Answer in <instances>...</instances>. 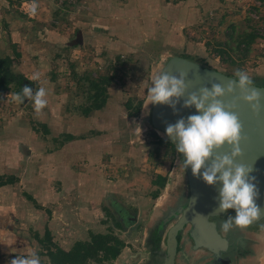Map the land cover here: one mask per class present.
Returning <instances> with one entry per match:
<instances>
[{
    "label": "rangeland",
    "instance_id": "1",
    "mask_svg": "<svg viewBox=\"0 0 264 264\" xmlns=\"http://www.w3.org/2000/svg\"><path fill=\"white\" fill-rule=\"evenodd\" d=\"M33 2L0 0V55L12 56V69L23 72L27 79L39 73L38 79H28L27 84L33 94L44 87L48 102L37 112L30 97L22 102L13 98L14 86L0 95V174L13 175L7 170L14 166L23 178V183L10 189L14 201L25 199L34 204L28 198L32 196L48 220L45 219L41 233L19 215L15 216L14 225L25 233V243L31 241L38 249L40 245L33 233L42 237L45 229L49 230L47 223L53 214L57 218L55 224L59 225L81 205L71 200L65 202L64 197L62 203L53 201L49 208L40 205L37 196L47 194L49 189L60 190L59 182L53 181L49 188L45 182L30 177L31 156L24 153V148H32L36 154L48 148V144H39L49 140L51 128L54 133L62 130L51 142L63 144L65 134L71 133L62 128L69 127L79 132V136L93 138L89 145L91 154L85 163L88 167L79 169L85 172L82 194L96 198L83 205L91 210L90 219L100 213L102 217L98 216L97 220H103L98 221L101 225L93 232H112L126 239L123 225L133 227L130 239H138V246L149 253L146 238L168 210L186 201L189 194L175 144L150 123L153 102L149 101L148 91L152 79L161 72L168 57L186 55L234 77L237 70H243L252 83L264 86V0H35L38 7L34 15L30 14ZM247 32L255 36L249 44H246ZM78 34L82 42H77ZM99 76L110 80L106 87L107 101L85 117L83 109L96 100L91 82ZM102 109L107 110L105 115ZM67 113L72 116L69 122L62 117ZM96 115L106 122L100 123ZM50 117L57 119L53 126ZM42 123L48 132H44ZM159 137L167 141L161 142ZM117 144L125 152L121 158L113 154ZM120 171L127 184H132L123 193L115 182ZM157 175L166 177L164 187L153 184ZM1 199L0 196V214ZM117 202L125 204L131 216L136 214L138 220L127 223L124 219L118 227L114 205ZM231 211L225 216H231ZM262 225L264 219L251 227L239 226L241 236L246 232L249 240L238 241L244 250L232 252L235 262L231 264H264ZM183 236L187 238L186 231L182 232V239ZM7 237L0 233V245L8 242ZM129 246L132 251L137 249L131 242ZM159 249L163 256L164 235ZM202 250L208 257L209 253ZM2 251L0 259L4 264H10L17 255L15 248ZM243 258L247 259L243 261Z\"/></svg>",
    "mask_w": 264,
    "mask_h": 264
},
{
    "label": "water",
    "instance_id": "2",
    "mask_svg": "<svg viewBox=\"0 0 264 264\" xmlns=\"http://www.w3.org/2000/svg\"><path fill=\"white\" fill-rule=\"evenodd\" d=\"M77 42H82L81 34H78ZM161 71L176 76L182 72L186 73L184 80L187 88L180 96H173L166 103L155 102L151 107L150 123L152 127L156 131L163 132L165 139L173 144L177 142V138L167 134V126L175 124L181 118L187 123V118L199 111L194 104H185V101L189 99V94L195 92L199 97L201 87L206 86L211 89L213 83L226 86L229 80L236 79L234 76L180 55L168 57ZM249 87L262 93L256 110L252 107V104L256 102L243 99L238 87L234 92H226L220 98L226 103L233 102L235 98V107L232 110L237 113L242 123L239 142L241 153L233 159L234 163L250 167L246 178L255 185L257 194L254 200L261 209V216L250 223L252 225L264 218V86L252 83ZM28 98L29 96H25L24 100ZM231 147L225 142L221 148L214 149L212 156L205 160L204 165L196 174L192 172L190 164H185V154L178 151L185 170L189 194L185 205L180 206L161 221L160 231L174 220L162 234V237L164 235L165 249L161 264H176L179 235L185 228H187L186 234L192 241L194 249L205 248L212 253V259L207 264H227L229 262L227 256H222V252L227 249L228 238L218 232L215 219L225 213V211L219 210L222 181L217 180L215 183L209 184L203 179V173L211 165L217 154L230 153ZM216 175L219 176L220 173L217 172ZM230 209L236 214L234 208ZM159 236L161 237V235ZM159 245H161V238Z\"/></svg>",
    "mask_w": 264,
    "mask_h": 264
},
{
    "label": "crops",
    "instance_id": "3",
    "mask_svg": "<svg viewBox=\"0 0 264 264\" xmlns=\"http://www.w3.org/2000/svg\"><path fill=\"white\" fill-rule=\"evenodd\" d=\"M14 72L20 73L23 76H25V74H23V72L21 71H14ZM15 94H16L15 92L12 93V95ZM109 103L110 100L108 102V105ZM101 111L105 115L107 110L102 109ZM88 116L89 115L85 117ZM62 117H64L63 119L69 122L72 116H70V114L67 113L66 116H62ZM95 117L97 119H100V117H98L97 115ZM114 119H116V117ZM55 120L57 121L56 118L55 119L53 117L49 118V121L51 122L52 126ZM41 121H46V120H41ZM99 122L100 123L106 122V120L104 118H101ZM62 129L67 133H71L75 138L70 140H65L64 143L61 145H58L57 143L54 144V142L51 141L54 140L58 135V133L62 132V130L60 129L59 130L60 132L57 131L56 133H54V131H52L53 129L51 128V134H50L51 136L49 140H44L39 144V145L48 144L49 145L48 148H46L47 146H45L46 149H43L44 151H40L38 154L33 153L32 148H24L25 150L24 153L31 156L30 164L32 165V170L29 168L28 171L30 177L32 176L37 180L41 181L42 183L45 182L46 187L49 188H51L53 181H57L56 183L59 182L58 186L60 190L49 189L47 191V194L44 193L40 198L37 196V201L40 205H44V207L49 208L50 203H52L53 201L54 202L58 201L62 203L63 197L65 202L71 200L72 203L81 204L77 206L76 209L77 211L74 213V215L72 216L67 215L70 218H66L65 216L66 222L61 221L59 225L55 224L54 221L57 218L56 215L53 214L51 216V219L47 223L50 235L52 236L51 239L52 242L58 245L60 248L64 250H68L71 248L75 240L89 239L88 236L91 232L103 233V232H93V229L96 228L98 229V227H100L101 223L99 222L103 220H97L98 216H100V213L97 214V218L90 219L92 212L87 206L89 205V203L96 200V198H93L94 195L91 196L90 198L82 194V190L85 189V185H86L84 184L85 172H81L79 170L83 168L84 165L85 166L87 165L85 163L86 161L89 160V156L91 154L89 145L92 141L91 139L93 138L83 137L84 135L79 136V132H75L69 127L66 128L63 127ZM36 138L38 137L35 135V139ZM47 149H49V151ZM113 149L117 150L113 154L120 156V158L123 155H125L123 147L120 146V144L115 145ZM97 160H99V157L97 158ZM80 163H82V165H80ZM42 167L43 169H41ZM87 167L88 165L84 168ZM13 168L14 166L11 167L9 166L7 172L9 171L8 174H12V172L14 173L13 175L15 176V181L10 184L0 185V196L2 197L1 199L2 212L0 214V223H1L0 231L2 232L0 233L3 236H8L7 238L9 239L8 242H3L5 244L0 245V255L2 254V252H4L2 250L4 249L8 250L9 248L17 249L18 251L17 254L28 255L27 252L31 250L38 252L40 248L37 249L35 247V244L31 241L30 242L28 241L27 244L25 243V237H23L25 233L23 231L20 232V229H18L17 226L14 225V222L17 220L15 216L19 215L20 217L19 216L18 217L23 221L35 225V229H37L40 233L45 225L44 222L48 219L44 218L45 216L44 209L42 208L40 209L36 207L34 204L29 203L25 199H22L21 201L17 200L16 202L14 201L15 197L11 196L13 192H11L10 189L13 190V187H16V185L18 187V184L20 185V183H23V178H21V176L17 172H15ZM4 171H6V169H4ZM115 176L117 177V180L115 182L119 183L118 188L119 191H121L122 193L128 187V185H132L131 183L127 184V180L123 179L121 171L119 175L116 173ZM5 191H7L6 194H4ZM17 202L18 204H16ZM84 203H88V205L87 206L83 205ZM114 205L115 208H117V210L115 209L117 213L115 222H119L121 224V221L126 219L127 223H131V222L133 223L138 220L136 214L131 216L132 213L128 212L127 206L125 204H121V203L119 204L117 202L114 203ZM93 208L95 209V206ZM41 224L43 225L41 226ZM21 230H23V228H21ZM132 230L133 227L130 226L127 227L126 225H123L122 231L124 232L123 234L126 235L127 237L126 239L124 238L121 239H123V241L125 242V246L121 249L120 253L117 255L115 259L104 261L105 264H159L160 263V262L151 261L149 259L150 257L148 251L138 246L136 241L138 239H130L129 234L132 232ZM19 235H22V237H20ZM130 242L132 244V247L137 246V249L136 247L134 248L136 250L132 251V248L129 246ZM140 244L143 245L142 242ZM27 246L31 247V250H27L26 249ZM147 249L151 253L152 251L151 247L150 249L149 248ZM202 249L203 248L194 249L192 247L191 242L183 236V239L181 240V247L178 250L175 258V263L176 264H207L208 257L207 255H205ZM39 256L42 261L41 264H50L46 255H39ZM11 257H12L11 255L8 256V259H10ZM245 259L247 258H243V261H245ZM0 264H4L3 260L1 259H0ZM90 264H103V262L99 263V262L91 261Z\"/></svg>",
    "mask_w": 264,
    "mask_h": 264
},
{
    "label": "clouds",
    "instance_id": "4",
    "mask_svg": "<svg viewBox=\"0 0 264 264\" xmlns=\"http://www.w3.org/2000/svg\"><path fill=\"white\" fill-rule=\"evenodd\" d=\"M37 3L30 6V14L37 11ZM39 73H35L28 79L39 78ZM182 72L179 76L169 74L165 71L159 72L152 79V86L149 88V101L169 102L173 96H180L187 84ZM235 80H229L226 86L220 83H213L212 88L206 86L200 88V96L195 92L189 94L186 105H195L199 110L196 114H191L187 118V123L183 118L175 124H170L166 128L169 136H175L177 142L175 147L186 156L185 164H190L192 172L198 173L205 160L213 154L214 149L221 148L225 142L231 145V152L217 154L211 165L204 171L203 179L211 184L217 180L222 181L220 190L221 203L219 210L226 211L234 208L236 214L221 221V229L227 233L234 226H247L261 216V209L255 203V185L246 178L250 167L240 163H234V157L241 153L239 142L241 139L242 123L235 111L233 102L226 103L220 97L225 93H232L238 87L241 90L243 99L256 103L252 104L254 110L259 106V99L262 95L255 88H250L251 77L243 70H237ZM24 96H29L34 101V107L39 112L46 104V89L40 87L33 94L28 86H24L21 92L13 97L22 102ZM227 166V167H226ZM217 172L220 173L217 176ZM264 227V225H262ZM10 264H41V259L37 251H30L27 256L17 254L10 261Z\"/></svg>",
    "mask_w": 264,
    "mask_h": 264
},
{
    "label": "trees",
    "instance_id": "5",
    "mask_svg": "<svg viewBox=\"0 0 264 264\" xmlns=\"http://www.w3.org/2000/svg\"><path fill=\"white\" fill-rule=\"evenodd\" d=\"M245 36H247L246 44L253 41L255 37L252 32H247ZM185 57L188 58L186 55ZM13 61L14 58L10 55H0V95L11 90L13 86L15 87V93L21 92V89L29 83V80L25 76L13 71ZM109 82L110 80L107 76H99L98 80L91 82V89L94 90L93 97L97 101L95 100L93 104L83 109L82 112L85 116L89 115L93 109H100L105 105L108 98L106 87ZM29 85L30 84H27L28 87H30ZM42 125L45 128L44 132H48L46 124L42 123ZM151 134L156 135L154 131H152ZM65 135L66 140L75 138L72 134ZM158 140L161 142L167 141L160 137ZM14 181L15 176H3L0 174V185L10 184ZM165 182V176L157 175L153 184L164 187ZM28 198L37 206L32 196L28 195ZM116 225L120 227V223L116 222ZM33 237L40 245L38 254L46 255L50 264H90L91 261L102 263L115 259L125 246V242L112 232L104 234L90 233L89 239L75 241L68 250H64L52 242L50 232L47 228L42 237L37 232L33 233ZM26 249L31 250V247L27 246ZM14 252L18 253L17 249Z\"/></svg>",
    "mask_w": 264,
    "mask_h": 264
},
{
    "label": "flooded vegetation",
    "instance_id": "6",
    "mask_svg": "<svg viewBox=\"0 0 264 264\" xmlns=\"http://www.w3.org/2000/svg\"><path fill=\"white\" fill-rule=\"evenodd\" d=\"M186 202H187V200L184 201V202L181 201V202L177 203L174 208H171V209L168 210V213L165 216L169 215L170 213H172L173 211H175L180 206L185 205ZM229 210L231 211V209L229 208L228 210L225 211V213L223 215H220V216H218V217L215 218L216 219V224H217V230H218V232L221 235H223V236H225V237L228 238V246H227V249L222 252V256H227L229 258V262L227 264H231L234 261L232 259V257H231V255L233 254L232 252H234L236 250L237 252H242L243 253V250L244 249L242 247L238 246V241L241 240L242 238H244L246 241L248 239V238H246V235H248V233H246V232L244 233L245 235L243 234L241 236V234L239 233V231H240V227L239 226H234L227 233H224L223 230L221 229V221L228 219V216H225V215L227 214V212ZM231 213H232L231 216H234L235 215L233 211H231ZM164 217H162L161 220L158 221V223L156 224V227L154 228V231L146 238V242H145L147 244L148 248L151 247V249H152L151 253L149 252V257H150L149 259L151 261H154V262H159L161 260L162 253H161V251L159 249V246H160L159 245L160 238H161V241H162V234L164 233L165 229L169 226V223H168L167 224V227L165 225V229H163L162 231H160L161 221L163 220ZM263 219H261L260 221H262ZM260 221H258L255 224H252V225L249 224L246 227H251L253 225H256ZM184 231H187V228H185L182 232H184ZM182 232L179 235V247H178V250L181 247ZM158 233H161V234H158ZM159 235H161V237ZM186 236H187V234H186ZM187 238L189 239L188 236H187ZM189 241L192 244V241L190 239H189ZM203 249H205V248H203ZM205 250L209 253V255H208V261H210L212 259V253L210 251H208L207 249H205Z\"/></svg>",
    "mask_w": 264,
    "mask_h": 264
},
{
    "label": "bare ground",
    "instance_id": "7",
    "mask_svg": "<svg viewBox=\"0 0 264 264\" xmlns=\"http://www.w3.org/2000/svg\"><path fill=\"white\" fill-rule=\"evenodd\" d=\"M160 132V131H159ZM161 133V132H160Z\"/></svg>",
    "mask_w": 264,
    "mask_h": 264
}]
</instances>
